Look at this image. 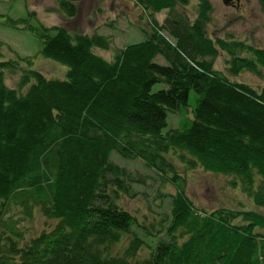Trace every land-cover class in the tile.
<instances>
[{
	"label": "trees",
	"instance_id": "obj_1",
	"mask_svg": "<svg viewBox=\"0 0 264 264\" xmlns=\"http://www.w3.org/2000/svg\"><path fill=\"white\" fill-rule=\"evenodd\" d=\"M135 1L143 10L162 9L163 0ZM208 4L197 6L192 25L182 16V24L160 26L147 10L149 39L111 62L93 51L108 48L103 38L30 26L43 42L40 56L67 71L46 78L28 68L20 94L0 73V264H264V214L243 204L198 210L168 159L225 176L230 188L264 208V86L232 83L204 63L217 55L206 40ZM58 10L74 16L76 8L58 2ZM3 22L13 29L21 24L9 16ZM162 30L177 43L161 42ZM220 46L230 47L234 74L261 75L263 49L247 47L239 55L234 45ZM3 50L1 70L32 64L14 51L17 60L3 61ZM158 55L166 65L155 62ZM156 85L163 88L153 92ZM188 109L191 117L184 115ZM168 113H181V123L162 133ZM113 153L140 160L176 187L168 204L163 195L147 197L163 214L153 225L138 224L125 207L138 194L132 190L138 173L115 163ZM36 215L39 233L27 239L19 224ZM148 238L157 243L147 246Z\"/></svg>",
	"mask_w": 264,
	"mask_h": 264
},
{
	"label": "rangeland",
	"instance_id": "obj_2",
	"mask_svg": "<svg viewBox=\"0 0 264 264\" xmlns=\"http://www.w3.org/2000/svg\"><path fill=\"white\" fill-rule=\"evenodd\" d=\"M144 2V0H140ZM210 5L208 24L205 29L207 37L212 47L217 51L215 57H206L204 63H210L213 71L225 76L232 83L249 84L253 87L264 86V65H259L261 75H257L247 69H242L234 74L229 57L226 52L230 47L220 46V42L234 45L237 53L248 49L264 50V10L259 0H204ZM58 2L73 3L76 11L74 16H68L58 10ZM202 0H163L162 9L153 11L148 8L143 10L142 6L135 0H0V48L4 49L5 59L3 61H14L18 59L10 51H14L21 58H29L32 64H19L13 70L0 69L2 80L5 86L24 93L25 88L21 86L20 79L27 74L28 68L40 70L47 78L62 77L67 67L64 68L51 60L43 59L39 51L43 49V42L35 37L30 31V26L53 29L54 27L63 28L71 36L75 37L84 34L89 37L98 36L108 43V48H95L96 54L103 57L106 61H113L114 56L123 51L127 46L142 43L149 39L144 36V32L150 29L146 24L147 10L155 15L161 26L167 20H173L182 24L181 17L188 18V24H193L198 19L196 8ZM33 15V16H32ZM14 20H21L18 29L7 27L4 24L5 17ZM24 25L27 31L22 30ZM55 33H51L54 35ZM152 34V33H150ZM161 42L177 43L169 32L162 30ZM5 46H3V45ZM227 47V48H226ZM227 49V50H226ZM45 61H43V60ZM155 62L159 65H166V60L158 55ZM47 61V62H46ZM207 61V62H206ZM14 63V62H13ZM30 66V67H29ZM234 69V68H233ZM56 76V77H55ZM157 85L152 91L162 89ZM195 95L190 93L188 103L190 108L195 105ZM191 117L190 109L186 111ZM181 113H169L167 126L162 132L175 129L180 126ZM112 160L120 166H124L130 172H137L138 183H134L132 190L138 193L133 199L124 200L125 207L137 216L140 225L149 226L156 223V219L163 217L161 210L154 206L155 196H162V203H170V199H165L166 195L172 196L176 192V187L163 181L162 178L153 170L146 167L140 160H124L117 154L111 155ZM178 176L185 180V195L193 202L198 210L210 212L212 210L228 207L240 208L241 204L248 210L264 214V208L256 207L245 195L233 190L226 182L225 176L215 175L206 172L201 166L188 168L175 157H168ZM172 160V161H171ZM165 171H169L167 168ZM165 175H170L165 173ZM187 183V184H186ZM150 197L148 199L147 197ZM165 213H168L165 208ZM145 216V220L143 217ZM18 220L19 218H15ZM170 217L167 218L169 224ZM57 224V223H56ZM54 222L52 226L56 225ZM26 237L36 236L39 233L41 219L38 215L34 220H29L23 226ZM44 226L42 227V229ZM164 239L166 235L164 234ZM147 246L153 247L155 242L151 238L146 239ZM184 240H180V244ZM148 254V250H146ZM145 255V253H141Z\"/></svg>",
	"mask_w": 264,
	"mask_h": 264
},
{
	"label": "bare ground",
	"instance_id": "obj_3",
	"mask_svg": "<svg viewBox=\"0 0 264 264\" xmlns=\"http://www.w3.org/2000/svg\"><path fill=\"white\" fill-rule=\"evenodd\" d=\"M165 199H167V200L170 199V196L169 195H166L165 196Z\"/></svg>",
	"mask_w": 264,
	"mask_h": 264
},
{
	"label": "water",
	"instance_id": "obj_4",
	"mask_svg": "<svg viewBox=\"0 0 264 264\" xmlns=\"http://www.w3.org/2000/svg\"><path fill=\"white\" fill-rule=\"evenodd\" d=\"M225 3H226V0H225Z\"/></svg>",
	"mask_w": 264,
	"mask_h": 264
}]
</instances>
